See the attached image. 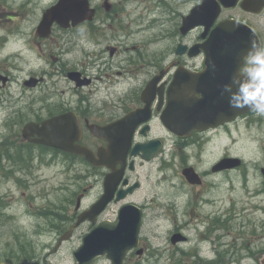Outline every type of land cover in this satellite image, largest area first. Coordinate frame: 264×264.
<instances>
[{
  "label": "flooded vegetation",
  "instance_id": "flooded-vegetation-1",
  "mask_svg": "<svg viewBox=\"0 0 264 264\" xmlns=\"http://www.w3.org/2000/svg\"><path fill=\"white\" fill-rule=\"evenodd\" d=\"M11 1L17 10L13 16L23 17L30 12L34 14L37 6H43L42 19L44 12L59 0ZM88 1L94 10L91 23L83 22L67 27L53 23L46 35L38 32L41 19L37 25L32 26L30 39L25 42L30 47L28 50L30 49L33 60L31 63L19 61V52H6L10 40L0 33V177L4 179L3 184L6 186L0 192V216L7 213L3 194L12 192V185L15 188L24 185V175L27 176L26 179L30 177L25 169L33 165L34 157L22 145L28 149L34 146L43 147L49 153L53 152L64 159L84 161L91 167L94 179L92 183L82 187L81 195L83 199L90 189H96L92 203L101 197L105 177L110 173L114 193L98 216L101 220L102 215L113 204L118 205L116 217L124 204H134L145 213L152 199L147 195H137L142 188V179L149 178L148 174H140V168L144 165L154 167L156 174L160 175L168 145L173 146V156L181 154V170L189 165L198 172L200 184H189L184 178L183 181L188 188L196 189V195H200L207 188L206 179L210 172L200 171L195 164L190 163L188 150L196 147L202 151L205 145L214 140L234 138V133L242 124L250 126L258 122L259 117L250 112L236 113L231 120H227L232 115L230 113L220 111L212 115L210 112L207 97L211 94L221 95L222 85L226 84L216 79H229L228 83H231L234 74H221L225 67L220 61L210 66L208 44L211 34L215 32L236 33L240 38L241 33H248L244 41L247 47L253 38L264 42V0ZM156 11L169 14L164 16L165 20H159L163 15L153 16ZM122 17H135L134 22L139 26L137 31L147 32L157 27L164 33L170 26L173 39L170 48H158L156 52H150L148 45L151 42L143 44L140 49L134 45L133 59L128 56L125 63L116 64L114 56L120 52L121 47L106 45L99 55L84 51L83 58H89L86 67H63L64 63L60 62L52 72L43 65H54L58 60L56 52L60 42L54 35L55 30L69 33L91 24L94 28L93 35L101 30V25L114 33L129 32L120 25L119 19ZM17 34L18 38L15 40L23 41L24 32L19 31ZM23 45L25 46L24 43ZM102 52L109 53V60H90L92 57H100ZM88 67L96 68V72L104 74L106 78L87 74L85 69ZM23 71L26 73L18 79L17 74ZM59 71H63L64 76L74 84V88L70 90L68 97L61 100L57 98L52 103V96L45 90V85L47 80L51 81L50 74ZM70 72L78 73L77 80L68 77ZM32 80L35 82L29 84ZM101 80L104 81V86L99 84ZM3 93L7 96L3 97ZM28 114L33 116L28 118ZM59 114L69 115L70 121L78 124V132L71 135L77 137L76 144L88 147L95 154L109 143L118 146L114 147L118 151L117 155L110 158L112 168L95 167L80 155L35 143L23 136L26 124H41L42 121ZM221 119L226 120L220 122ZM212 121L216 123L213 126ZM17 125H21L17 133L11 131ZM91 125L101 129L94 132ZM33 138L37 136H32L31 139ZM141 148L145 154L151 156L150 159L144 157ZM3 161L11 164L7 167ZM226 171L231 170L214 174ZM17 174L22 176L18 177ZM130 188L132 191H129ZM120 192L126 194L118 199ZM157 194L160 196L159 191ZM190 203H193V198Z\"/></svg>",
  "mask_w": 264,
  "mask_h": 264
},
{
  "label": "rangeland",
  "instance_id": "rangeland-1",
  "mask_svg": "<svg viewBox=\"0 0 264 264\" xmlns=\"http://www.w3.org/2000/svg\"><path fill=\"white\" fill-rule=\"evenodd\" d=\"M42 8L37 6L34 14L30 12L23 17L13 16L17 10L12 1L0 0V33L10 40L5 51L19 52L18 60L21 62L33 61L28 50L30 47L25 42L30 39L32 26L37 25L41 19ZM168 14L156 11L153 16L163 15L159 20H165L164 16ZM134 18L119 19L123 29L129 32L114 33L101 25V30L93 35L91 24L69 33L55 30L54 35L60 42L56 52L58 60L54 65H43L52 72L60 62L64 63L63 67H86L89 58H83L84 51L99 55L106 45L121 47L120 52L114 56L116 64L125 63L128 56L133 59L134 45L140 49L143 44L151 42L148 45L150 52H156L158 48H170L173 41L170 26L164 33L157 27L147 32L137 31L139 26ZM19 31L25 34L23 41L15 40ZM93 58L106 61L110 56L108 52H102L100 57H92L90 60ZM85 71L106 78L104 74L96 72V68L88 67ZM25 73L19 72L17 78L21 79ZM49 78L51 81L47 80L45 90L50 92L52 103L57 98L61 100L70 95L74 84L64 76L63 71L50 74ZM99 84L104 86L105 83L101 80ZM14 87L15 83L12 90ZM6 96L3 93V97ZM32 116L28 114V118ZM20 126H14L11 131L17 133ZM18 139L21 143L20 135ZM21 147L32 153L34 161L33 165L25 169L30 177L26 179L24 175V185L18 188L12 185V192L3 194L7 213L0 216V264H72L73 251L95 224L83 222L74 230L71 238L56 251L53 252V249L58 237L74 222L80 211L74 210L75 201L82 187L93 182L91 167L84 161L64 159L53 152L49 153L43 147ZM167 149L160 175L156 174L154 167L144 165L140 168V174H148L149 178L142 179V188L137 195H147L152 201L149 209L145 210L139 232V247H143V252L137 255L136 248L130 250L124 262L207 264L203 260H214L219 252L217 259L229 264H258L264 257V180L260 172V167L264 166V118H258V122L250 126L242 124L232 139L214 140L205 145L202 151L196 147L188 150L189 162L200 171L210 172L206 179L207 188L200 195H196V189H190L184 184L180 173L181 154L173 156L171 145ZM224 156L240 157L243 164L218 175L212 173L211 166ZM3 164L8 167L11 163L3 161ZM3 181L0 177V192L6 188ZM180 191L181 194H178ZM96 192V189L88 191L81 202V209L89 207ZM117 206L111 205L101 218L113 220ZM177 231L182 232L186 240L174 245L170 238ZM201 239L206 240L202 242ZM20 244L33 257L24 262H13L12 259H19L18 256L13 258V255H20ZM109 263V259L102 256L94 264Z\"/></svg>",
  "mask_w": 264,
  "mask_h": 264
},
{
  "label": "water",
  "instance_id": "water-1",
  "mask_svg": "<svg viewBox=\"0 0 264 264\" xmlns=\"http://www.w3.org/2000/svg\"><path fill=\"white\" fill-rule=\"evenodd\" d=\"M93 14L94 10L89 8L88 0H59L57 4L44 12L38 27V32L41 35H46L50 32V27L53 22L67 27L70 23L76 25L85 20H91ZM247 36L248 33H241V38L236 33H212L208 44L210 66L220 61L222 62V66L225 67V70L221 74H235L236 70L233 71L232 69L240 67V58L248 48L244 42ZM77 77V72L69 73V78L77 80ZM216 81L228 83L230 80L219 78ZM33 82L35 81L32 80L28 83L31 84ZM208 100L212 115L220 111L232 114L231 117H227V120L234 118L236 113L242 114L248 112L246 109L230 108L228 94L225 96L211 94L207 97V102ZM68 116L67 114L57 115L44 120L41 124L30 122L23 128V136L29 139L31 136L37 135L38 138L33 139L34 142L81 155L95 166L110 167L108 159L115 144L109 143V147L99 150L97 155H94L87 147L75 144L74 140L77 137H72L71 135L78 132L79 126L77 123L70 121ZM221 120L220 122H223L226 119ZM211 124L214 125L216 123L212 121ZM91 129L94 132L98 130L95 126H92ZM145 158L149 159L150 157L146 156ZM241 162L242 160L238 157H224L212 167V171L235 168L240 166ZM261 172L264 178V167L261 168ZM183 175L190 183L199 182L198 174L192 167L184 168ZM111 178L110 175L106 177L104 194L100 200L78 215L76 222L59 238L56 248L63 240H67L71 236L74 228L82 222L85 220H89L92 223L95 222L97 215L112 198L113 187L110 186ZM123 195L124 193L120 194L118 198ZM79 206L80 197L77 198L76 209ZM140 224L141 210L132 204L122 206L116 222L102 221L83 237L82 243L73 252V264H93L102 255H105L110 260V264H124L123 260L128 250L138 245ZM181 239L180 234H174L171 241L176 243ZM138 252H141V250H138ZM260 264H264V257L260 260Z\"/></svg>",
  "mask_w": 264,
  "mask_h": 264
},
{
  "label": "clouds",
  "instance_id": "clouds-1",
  "mask_svg": "<svg viewBox=\"0 0 264 264\" xmlns=\"http://www.w3.org/2000/svg\"><path fill=\"white\" fill-rule=\"evenodd\" d=\"M225 93L231 108L246 109L256 117L264 118V42L255 38L249 41L231 83L222 85L221 95Z\"/></svg>",
  "mask_w": 264,
  "mask_h": 264
},
{
  "label": "trees",
  "instance_id": "trees-1",
  "mask_svg": "<svg viewBox=\"0 0 264 264\" xmlns=\"http://www.w3.org/2000/svg\"><path fill=\"white\" fill-rule=\"evenodd\" d=\"M22 247V244H20V255H18V254H15V255H13V258L15 257V256H18L19 257V259L18 260H14V259H12V261L14 262H21V261H26V260H29V259H31L32 257H33V255L30 253V252H28L27 250H24V249H22L21 248ZM9 260V263H11V260L10 259H8Z\"/></svg>",
  "mask_w": 264,
  "mask_h": 264
}]
</instances>
